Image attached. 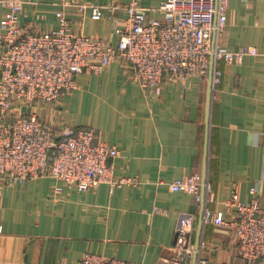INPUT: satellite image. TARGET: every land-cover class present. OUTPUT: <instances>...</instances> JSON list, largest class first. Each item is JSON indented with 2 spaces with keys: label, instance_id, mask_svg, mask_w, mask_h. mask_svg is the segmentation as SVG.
<instances>
[{
  "label": "crops",
  "instance_id": "0c3cea01",
  "mask_svg": "<svg viewBox=\"0 0 264 264\" xmlns=\"http://www.w3.org/2000/svg\"><path fill=\"white\" fill-rule=\"evenodd\" d=\"M20 26L33 33L58 29L55 14L65 2L105 8L131 0H20ZM164 0H140L155 9ZM66 12L75 35L116 42L117 25L91 19L87 9ZM149 18H159L150 12ZM218 44L228 51L252 49L238 63H219L209 117L207 209L224 212L235 187L241 202L264 207V0H228ZM207 81L191 78L163 85L159 96L131 79L128 65L114 61L101 74L82 73L76 89L36 113L58 133L93 129L118 151L115 179L85 192L50 178L28 179L0 194V264H78L86 254L133 264H168L181 215H190L195 243L201 213L196 199L168 184L202 172ZM42 108H41V107ZM40 107V108H39ZM60 188L59 194L54 189ZM255 188V193L252 189ZM201 252L210 264L237 262L236 241L226 228L202 225ZM258 264H264L262 259Z\"/></svg>",
  "mask_w": 264,
  "mask_h": 264
},
{
  "label": "built area",
  "instance_id": "2783aa9c",
  "mask_svg": "<svg viewBox=\"0 0 264 264\" xmlns=\"http://www.w3.org/2000/svg\"><path fill=\"white\" fill-rule=\"evenodd\" d=\"M139 1L131 0L125 7L114 2L105 8L65 2L55 14L57 30L33 33L20 26L21 1L0 0V194L2 188L45 177L79 192L99 184L134 182L114 178L112 162L118 151L99 141L93 129L59 135L35 115L38 104H57L73 92L77 75H98L114 61H123L133 81L159 96L163 83L206 81L212 56L214 92L222 76L219 63H238L256 55L252 49L232 52L218 44L228 0H164L155 9L142 8ZM67 8L79 15L90 9L91 19L106 17L114 25L117 11L124 10V25L115 28V44L75 35ZM150 12L159 18H149ZM203 186L202 225L226 228L236 241L238 261L225 264H258L264 259V207L256 199L241 202L234 187L223 203L224 212L212 213L206 207L211 196L208 176L204 183L200 174H192L168 184L170 191L188 193L199 203ZM59 192L56 187L54 193ZM192 222L190 215L180 216L168 264H192L193 258L194 264H210L202 255L201 242L195 252L189 240ZM78 264L133 263L86 254Z\"/></svg>",
  "mask_w": 264,
  "mask_h": 264
},
{
  "label": "water",
  "instance_id": "95a60500",
  "mask_svg": "<svg viewBox=\"0 0 264 264\" xmlns=\"http://www.w3.org/2000/svg\"><path fill=\"white\" fill-rule=\"evenodd\" d=\"M213 67H214V62H213V57H210L209 61V67L207 71V88H206V99H205V119H204V125H205V142H204V156H203V165H202V172H201V177H202V182L204 183L207 179V154H208V141H209V117H210V109H211V103H212V98H213V85H212V73H213ZM204 196H205V191H204V186L201 189V199H200V205H201V213H200V218H199V223H198V228H197V236L196 240L194 243V251L196 252L200 243V236H201V230H202V218H203V208H204ZM195 257V253H194ZM195 258H193V263L194 264Z\"/></svg>",
  "mask_w": 264,
  "mask_h": 264
},
{
  "label": "rangeland",
  "instance_id": "374dc122",
  "mask_svg": "<svg viewBox=\"0 0 264 264\" xmlns=\"http://www.w3.org/2000/svg\"><path fill=\"white\" fill-rule=\"evenodd\" d=\"M92 38H95V37H92ZM97 39H99V38H97ZM101 40V39H100ZM103 41V40H102ZM105 42H108V41H105ZM123 62V61H122ZM105 70V69H104ZM103 72V71H102ZM101 72V73H102ZM83 73H89V72H83ZM100 73V74H101ZM82 74V73H81ZM80 75V74H79ZM78 76V75H77ZM207 79V78H206ZM165 83H163V85H164ZM163 85H162V88H163ZM41 107V106H40ZM39 107V108H40ZM42 108V107H41ZM38 109V108H37ZM36 116H37V118L41 121V122H43V120L42 119H40L39 117H38V115H37V113L35 114ZM45 123V122H44ZM46 124V123H45ZM57 133H58V131H57ZM60 133H62V132H60ZM60 133H58V134H60Z\"/></svg>",
  "mask_w": 264,
  "mask_h": 264
},
{
  "label": "trees",
  "instance_id": "16d2710c",
  "mask_svg": "<svg viewBox=\"0 0 264 264\" xmlns=\"http://www.w3.org/2000/svg\"><path fill=\"white\" fill-rule=\"evenodd\" d=\"M60 135V134H59Z\"/></svg>",
  "mask_w": 264,
  "mask_h": 264
}]
</instances>
